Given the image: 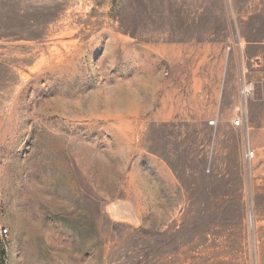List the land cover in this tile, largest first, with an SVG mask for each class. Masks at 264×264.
<instances>
[{
	"label": "rangeland",
	"instance_id": "374dc122",
	"mask_svg": "<svg viewBox=\"0 0 264 264\" xmlns=\"http://www.w3.org/2000/svg\"><path fill=\"white\" fill-rule=\"evenodd\" d=\"M239 44L252 120L208 126ZM0 229V264H264V0H0Z\"/></svg>",
	"mask_w": 264,
	"mask_h": 264
},
{
	"label": "crops",
	"instance_id": "0c3cea01",
	"mask_svg": "<svg viewBox=\"0 0 264 264\" xmlns=\"http://www.w3.org/2000/svg\"><path fill=\"white\" fill-rule=\"evenodd\" d=\"M194 68L196 66V62H194ZM237 86V85H236ZM225 85L224 83H210V89L207 94H205V97H202V100H204L205 103V109L201 113V117L203 115H211L213 116L212 119L217 120V125L222 126L225 129H232L233 128V121L235 120L236 117H238L242 112L243 108L239 104L238 97L237 95L234 98V101L230 104V106H224L222 103L223 100V94L225 90ZM237 94V93H236ZM181 102L185 101V96H181ZM248 104L245 108L246 112V119L247 121L245 122V125L248 126L249 119L252 120V104H250L249 109H248ZM184 103H181V108H183ZM250 114V117L249 115ZM184 121V120H182ZM210 121V120H209Z\"/></svg>",
	"mask_w": 264,
	"mask_h": 264
},
{
	"label": "built area",
	"instance_id": "2783aa9c",
	"mask_svg": "<svg viewBox=\"0 0 264 264\" xmlns=\"http://www.w3.org/2000/svg\"><path fill=\"white\" fill-rule=\"evenodd\" d=\"M229 50V49H228ZM239 74H238V83H237V97L239 104L243 108V112L233 121V126L236 127H245L246 119V112L245 108L247 106V103L253 94V84L251 81H249L248 78V69L246 67L245 59L243 56L242 49L239 44ZM208 126H215L217 124V120L214 118L207 122ZM255 157V152L250 148V146H246L243 150V159L244 161L249 164L253 161ZM7 234V230L0 229V237H5Z\"/></svg>",
	"mask_w": 264,
	"mask_h": 264
}]
</instances>
